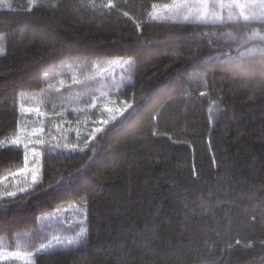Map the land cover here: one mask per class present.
<instances>
[{
    "label": "trees",
    "instance_id": "obj_1",
    "mask_svg": "<svg viewBox=\"0 0 264 264\" xmlns=\"http://www.w3.org/2000/svg\"><path fill=\"white\" fill-rule=\"evenodd\" d=\"M170 1L0 0V264H264V23Z\"/></svg>",
    "mask_w": 264,
    "mask_h": 264
},
{
    "label": "snow or ice",
    "instance_id": "obj_2",
    "mask_svg": "<svg viewBox=\"0 0 264 264\" xmlns=\"http://www.w3.org/2000/svg\"><path fill=\"white\" fill-rule=\"evenodd\" d=\"M174 3L177 5H189L195 7V15L194 20L197 23H223L225 20L232 21L237 18H242L245 22H259L264 23V0H244L241 3V0H174ZM56 7V5H53ZM106 9H115L118 7L117 4L109 2L103 5ZM228 9L227 17L223 16L220 11L217 9ZM240 9L239 13H235L233 9ZM245 9H248L247 14H245ZM31 11V9H29ZM125 16L128 13H124ZM152 19H156L155 16ZM189 17L187 15L184 16V20H188ZM137 28L140 27L139 24L136 25ZM257 33L255 31L252 32V37H255ZM251 38V37H250ZM261 40H264V36L260 37ZM256 49H251V51H255ZM261 65L264 66V60L260 61ZM99 131V129L97 130ZM83 151V150H82ZM63 183V181L58 182ZM58 186V185H57ZM4 209H0V215L4 213ZM86 230L81 229L80 234H84ZM237 243H240L237 241Z\"/></svg>",
    "mask_w": 264,
    "mask_h": 264
},
{
    "label": "rangeland",
    "instance_id": "obj_3",
    "mask_svg": "<svg viewBox=\"0 0 264 264\" xmlns=\"http://www.w3.org/2000/svg\"><path fill=\"white\" fill-rule=\"evenodd\" d=\"M225 2H227V0H225ZM244 0H241V3H243ZM186 6V7H185ZM175 10H179L178 12H176ZM218 11L221 12V14L225 17H227V12H228V9H217ZM233 11L235 13H239L240 9L236 8V9H233ZM248 12V9H245V14H247ZM172 14V13H175L173 14V20H180V21H195L194 20V15H195V7L194 6H189V5H177L174 3V0H171L167 5L163 6V7H156L155 8V11L152 12V15L151 17L155 16L156 19H160V20H167V19H170L168 17V14ZM167 15V16H166ZM187 15L189 17L188 20H184V16ZM242 19V18H240ZM107 62H112V63H116L114 64L113 66L109 68L105 67L104 70L106 73L110 72V74H113V73H119L120 75H123V69L122 68V65H125L127 64L128 62H130L129 59H124V58H107L106 60V63ZM67 73H70V71H68ZM73 73V72H72ZM71 73V74H72ZM59 79L58 81L59 82H62V76H60V74H57ZM72 77H75V75L72 74ZM113 81H115L116 79L113 77L112 78ZM111 91H109L110 93ZM79 93V92H78ZM79 97V95L75 98L77 99ZM81 98V97H79ZM111 103L117 108L119 109V102L118 100L116 99V96L112 95L109 97ZM80 101V100H79ZM107 106V105H106ZM27 109H30V107H26ZM33 109L36 111L37 108L36 107H33ZM30 162V160H29ZM25 171L27 172V179H33L35 177V171L33 169V167H31L29 170L28 168L25 169ZM10 253H7L5 252L4 250H0V261H4V260H7L9 259V257H12L15 254H12V255H9Z\"/></svg>",
    "mask_w": 264,
    "mask_h": 264
}]
</instances>
